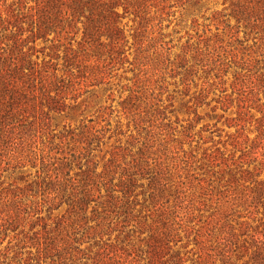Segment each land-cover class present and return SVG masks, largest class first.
<instances>
[{
    "label": "rangeland",
    "instance_id": "1",
    "mask_svg": "<svg viewBox=\"0 0 264 264\" xmlns=\"http://www.w3.org/2000/svg\"><path fill=\"white\" fill-rule=\"evenodd\" d=\"M146 4L147 14L125 13L117 46L106 34L83 64L53 60L66 107L54 111L39 84L34 117L0 140V264H254L264 244V0ZM138 159L166 178L162 199L140 179L131 221L95 235V204L76 216L70 185L94 168L120 190ZM54 172L62 179L47 178ZM158 227L169 242L154 256ZM44 242L52 250L39 259Z\"/></svg>",
    "mask_w": 264,
    "mask_h": 264
},
{
    "label": "trees",
    "instance_id": "2",
    "mask_svg": "<svg viewBox=\"0 0 264 264\" xmlns=\"http://www.w3.org/2000/svg\"><path fill=\"white\" fill-rule=\"evenodd\" d=\"M148 0H14L8 11L2 9L0 0V140L7 143L12 132L21 124L34 117L36 90L38 85L43 95H51L54 111L64 110L66 104L60 101V87H55L57 71L61 70L53 60H63V68L70 64H83L93 52L101 54L106 34L117 46L124 39L122 18L133 9L147 14ZM123 7L124 12L119 8ZM82 34L77 46L73 42L77 34ZM64 48L62 53L60 48ZM40 55L42 60L40 61ZM87 61V60H86ZM50 65L53 66L50 67ZM36 81V86L33 85ZM33 87V88H32ZM53 87V88H52ZM53 95V92H55ZM63 97H61L62 100ZM153 168V167H152ZM93 169V170H92ZM82 173L88 179L80 185H70V204L76 216L95 204V235L111 234L116 227H124L134 217L137 193L135 189L140 179H151L153 189L151 200L157 204L162 199L166 179L162 172L150 170L148 161L138 159L121 174L122 186L118 190L106 173L96 174L94 168ZM108 174H109V169ZM68 176L66 172L64 174ZM47 178L62 179L59 173L48 174ZM64 178V177H63ZM69 179V178H64ZM76 179V178H74ZM101 179H105L102 181ZM104 186V187H102ZM104 192V193H103ZM120 192V194L118 193ZM4 224H2L3 226ZM169 229L158 227L150 242L154 256L158 244L164 249L169 242ZM259 241V240H258ZM158 246V247H157ZM52 247L44 242L38 250V258L47 257ZM161 249H159L160 251ZM254 264H264V244L256 246ZM21 261H19L20 264ZM232 264V263H231ZM245 264H248L245 263Z\"/></svg>",
    "mask_w": 264,
    "mask_h": 264
}]
</instances>
